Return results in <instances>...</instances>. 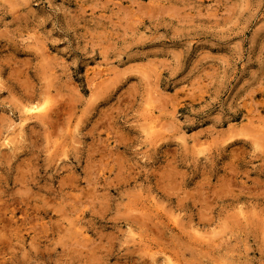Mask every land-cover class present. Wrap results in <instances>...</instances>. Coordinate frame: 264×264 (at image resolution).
Listing matches in <instances>:
<instances>
[{"label": "rangeland", "instance_id": "rangeland-1", "mask_svg": "<svg viewBox=\"0 0 264 264\" xmlns=\"http://www.w3.org/2000/svg\"><path fill=\"white\" fill-rule=\"evenodd\" d=\"M0 264H264V0H0Z\"/></svg>", "mask_w": 264, "mask_h": 264}, {"label": "bare ground", "instance_id": "bare-ground-1", "mask_svg": "<svg viewBox=\"0 0 264 264\" xmlns=\"http://www.w3.org/2000/svg\"><path fill=\"white\" fill-rule=\"evenodd\" d=\"M36 110V108H32V109H30L29 111H35ZM33 112H31V115H34V114H32ZM153 127H151V129H152ZM156 128V127H155ZM154 129V128H153ZM12 137V136H11ZM10 136L8 137V138H6V141H5V146H7V147H10V146H12V144H13V142H14V140L16 139L15 137V139L12 137L11 138ZM196 145H198V144H196ZM199 147H201V144L199 145ZM201 149V148H200Z\"/></svg>", "mask_w": 264, "mask_h": 264}]
</instances>
